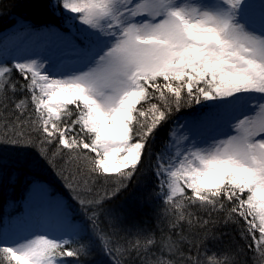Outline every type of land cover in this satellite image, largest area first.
Returning <instances> with one entry per match:
<instances>
[{
    "label": "snow or ice",
    "instance_id": "obj_1",
    "mask_svg": "<svg viewBox=\"0 0 264 264\" xmlns=\"http://www.w3.org/2000/svg\"><path fill=\"white\" fill-rule=\"evenodd\" d=\"M249 4L50 0L60 24L44 28L62 34L75 66L0 56V146L36 149L49 162L65 155L83 161L87 174L69 186L88 223H73L62 205L59 235L0 232L6 264H81L93 250L89 235L106 264H237L228 252L202 261L185 235L187 226L206 236L218 222L213 216L241 226L264 264V16L257 28L246 18ZM182 109L191 111L154 152L158 131ZM197 127L219 131L204 138ZM146 160L155 177L148 199H159L161 215L173 217L169 233L124 239L121 216L105 205ZM91 177L113 185L100 192Z\"/></svg>",
    "mask_w": 264,
    "mask_h": 264
},
{
    "label": "trees",
    "instance_id": "obj_2",
    "mask_svg": "<svg viewBox=\"0 0 264 264\" xmlns=\"http://www.w3.org/2000/svg\"><path fill=\"white\" fill-rule=\"evenodd\" d=\"M17 19L28 22L34 27L60 24L58 16L52 13L50 0H0V37ZM190 111L191 109H182L175 115V122H169L158 131L153 144L154 152L164 149L169 132L174 128L173 124ZM8 116H11V109ZM0 132H3L2 125ZM152 164V160L144 161L143 168L127 190L121 191L115 199L105 205L106 209L115 210V213L121 216V236L124 239H135L138 235L148 232L156 233L158 238L162 234L169 233L168 224L173 217L161 215L163 205L159 199H148L149 192L155 186ZM86 174L83 161L69 160L66 155L57 156L49 162L40 157L36 149L18 151L8 145L0 146V232L23 213L24 202L35 184L44 185L54 196L63 198L71 216L83 226L86 225L87 219L80 205L73 198L75 193L69 186L76 187ZM91 179L100 192L105 189L110 190L113 185V180L110 178L91 177ZM109 214L106 211L101 219L106 221ZM199 214L205 216L203 212ZM213 219L218 222L209 224L206 236L199 228L185 226V235L196 242V247L201 250L202 261L207 259L209 254L228 252L235 256L237 264H254V259L255 264H260V258L258 256L254 258L253 251L247 247L251 241L241 238V226L234 223L225 225L220 222L222 217L213 216ZM101 227L107 228L108 223H103ZM85 238L92 240L93 250L90 255L82 258L81 264H101L102 261L106 264V258L100 254L94 238L91 235ZM146 258H151V254ZM0 264H6L2 257Z\"/></svg>",
    "mask_w": 264,
    "mask_h": 264
},
{
    "label": "rangeland",
    "instance_id": "obj_3",
    "mask_svg": "<svg viewBox=\"0 0 264 264\" xmlns=\"http://www.w3.org/2000/svg\"><path fill=\"white\" fill-rule=\"evenodd\" d=\"M193 2H195V0H193ZM256 2H257L256 6L249 8L250 9L249 12L259 14L260 23H261L262 16H264V9L261 8V0H256ZM30 26L33 28V26L30 23L17 19L16 22L13 24V26L10 27L9 29H7L1 35L0 47H3V50H5V52H6V54L3 57H5L9 60L15 59L13 57V53H12L13 50H8V45H7V47L3 46V43L8 38H10L11 36L19 37V35L21 33L22 35H24V34L27 35V38H25V39H29L32 37L31 35H33V36L42 35V36H40V38L43 39L44 41H46V44H45L46 51H45V53H42L37 58H40V57L50 58L51 60H53L56 63L62 64V65H67L69 68L75 66L74 63L69 59V56H70L69 48H68L67 43L64 41L62 34L58 33L54 28L51 30H49L47 28H43L42 29L43 31H32L30 29ZM51 26H55V25H51ZM60 30L63 32H66L67 28L65 27V28H62ZM29 34H30V36H29ZM32 55H35V54H32ZM62 62H64V63H62ZM184 118H185V116H183L178 122L174 123L173 124L174 128L177 127V123H183ZM218 131H219V129H217V128L204 129V128L197 127L196 129H194V134L201 135L204 132H209V133H211V135H213V134H217ZM55 204L58 205L56 210H58L60 212V215L53 217L54 220L52 218L43 220L41 222V229L38 230L37 232L35 231V233L34 232L33 233L34 234H36V233H49L51 235H59V230L64 225L62 227H60L59 229L56 228V226L59 225V221H62L65 223L64 215H63V211H62V205L65 206V209L68 211V215L71 217L70 210L68 209L66 201L63 198L54 196L51 190H49L46 186L41 185V184H35L32 187L31 192H30L29 196L26 198L24 205H23L24 206V213L22 215L17 216L16 219H14V221L11 222V225L5 227L1 232H3L5 235H9V236L13 237L12 234L17 232V229L21 225V223H26L24 221L26 220V217H27L26 213L30 207L34 211L38 206L42 210V209L47 208V207L50 208V207L54 206ZM31 222H32V220H31ZM72 222L79 225V226H83L82 223L78 222L75 219ZM28 224H30V222Z\"/></svg>",
    "mask_w": 264,
    "mask_h": 264
},
{
    "label": "bare ground",
    "instance_id": "obj_4",
    "mask_svg": "<svg viewBox=\"0 0 264 264\" xmlns=\"http://www.w3.org/2000/svg\"><path fill=\"white\" fill-rule=\"evenodd\" d=\"M256 0H250V4L248 6V8L246 9V18H248L249 20H251L253 22V24L259 28L260 27V21L259 19L256 17L258 15L256 14H252L250 13V9L251 7H255L256 6ZM19 38V39H18ZM17 39V40H16ZM8 48L9 50H13V57L14 58H22L25 57L24 53L27 52H44L45 51V45H44V40L40 38V36L36 35L33 36L29 39H25V37L23 35L15 38L14 40H11L8 43ZM3 54H6L5 50L3 52ZM64 63V62H63ZM57 204H55L54 206L50 207V208H44L40 211L34 212L32 213V219L34 221V226H33V230L34 231H38L41 229V222L45 219H50L55 216H59L60 212L58 210H56L57 208ZM54 220V219H53ZM64 225V222L59 221V225L56 226V228H60Z\"/></svg>",
    "mask_w": 264,
    "mask_h": 264
}]
</instances>
